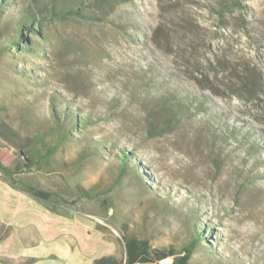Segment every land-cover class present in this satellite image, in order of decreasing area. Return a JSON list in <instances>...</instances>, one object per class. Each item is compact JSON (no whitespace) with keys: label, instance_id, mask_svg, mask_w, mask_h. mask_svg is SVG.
I'll return each instance as SVG.
<instances>
[{"label":"rangeland","instance_id":"obj_1","mask_svg":"<svg viewBox=\"0 0 264 264\" xmlns=\"http://www.w3.org/2000/svg\"><path fill=\"white\" fill-rule=\"evenodd\" d=\"M53 1L0 6V130L50 154L29 169L0 138L1 174L117 236L122 262L133 238L191 247L187 264H264V0H91L63 17L43 9ZM166 91L210 107L194 124L220 112L219 139L187 122L148 139L144 115Z\"/></svg>","mask_w":264,"mask_h":264},{"label":"crops","instance_id":"obj_2","mask_svg":"<svg viewBox=\"0 0 264 264\" xmlns=\"http://www.w3.org/2000/svg\"><path fill=\"white\" fill-rule=\"evenodd\" d=\"M3 177L0 171V264H93L119 256L117 236L82 215L51 212Z\"/></svg>","mask_w":264,"mask_h":264},{"label":"trees","instance_id":"obj_3","mask_svg":"<svg viewBox=\"0 0 264 264\" xmlns=\"http://www.w3.org/2000/svg\"><path fill=\"white\" fill-rule=\"evenodd\" d=\"M10 2L11 0H0V6L6 5V2ZM91 1V0H54L51 4L52 6L43 8L44 10H47L49 8V11L52 15L63 17V16H69L73 14H80V10H82V7L84 6L85 2ZM93 2H99L100 0H92ZM107 1H113V0H107ZM42 9V10H43ZM35 19V16L32 12L25 11L23 14L20 15L19 19L17 20V29L20 33L24 31V29L28 28V26L31 24L32 20ZM19 41H15L13 44V47H19ZM209 107V106H208ZM203 103L197 101V102H187L183 99H180L176 96L174 91H166L165 95H158L156 96L150 103L149 108L146 111V114L143 118V124H144V130L145 135L148 139L157 138L159 136L172 133L174 131L180 130L184 124L190 123V125H194L197 131L195 134V138L197 141L203 140L207 141V137L210 139V143H214L219 139L218 135L219 133H223L222 131H218L216 128H212L213 126V120L215 121L217 119V122L219 123L223 119V115L218 112L214 115H208L206 117L205 121L202 122L201 125L194 124L195 121L198 123L197 120L194 122H191L192 119H194V116L197 114V112H203L208 113V108ZM70 117V115L68 114ZM67 116V117H68ZM70 119V118H68ZM212 119V120H210ZM80 120H89V117H82ZM190 121V122H189ZM78 122L76 120H73L72 124L69 125L67 128L63 129L62 135L63 137L70 136L71 130L75 127H77ZM229 127V126H228ZM209 128L211 131H209ZM8 131L11 132V130L8 128ZM235 130H228L226 131V134L229 136H233ZM206 133V134H204ZM204 134V135H203ZM248 134V133H247ZM247 134H245L243 137L244 139L247 138ZM14 134H7L0 130V138H2L5 141H8L10 143H13V145L21 150V156L23 158V164L24 167L31 169L38 163L44 162L48 157L49 153L46 151L45 153H42L38 150L33 151H25L26 146L17 143H14V139L17 136H13ZM202 136H205L206 138H202ZM243 141V140H241ZM246 141V140H245ZM260 148L259 142H249L248 150L251 152H256ZM128 153H125L123 155V166H125L128 159ZM220 155L216 158V164L217 161L220 160ZM262 161V160H261ZM0 171L1 173L8 174L9 170L0 164ZM18 173V172H15ZM12 187L15 189L21 190L23 192L28 193L29 195L33 196L40 202L44 204V206L50 210L53 213H58L57 208L54 206L53 202L51 201V194L49 192H45L42 190H26L18 187L13 181L10 179L3 177ZM101 229V228H100ZM210 230V228H208ZM202 232H199L197 235V238L202 239ZM124 247H125V261L122 262L117 257L109 255L97 258L93 261V264H187L188 259L191 253V247H185L182 248L180 252L175 251L174 249L170 248L169 250H158V249H151L148 245V242L145 240L137 241L133 238L126 239L124 238Z\"/></svg>","mask_w":264,"mask_h":264},{"label":"built area","instance_id":"obj_4","mask_svg":"<svg viewBox=\"0 0 264 264\" xmlns=\"http://www.w3.org/2000/svg\"><path fill=\"white\" fill-rule=\"evenodd\" d=\"M86 217L93 219V218H92V217H90V216H86Z\"/></svg>","mask_w":264,"mask_h":264}]
</instances>
